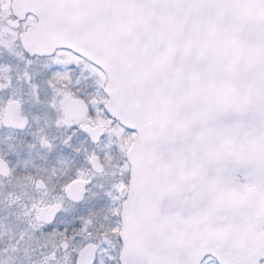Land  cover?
Masks as SVG:
<instances>
[{"label":"snow or ice","instance_id":"obj_1","mask_svg":"<svg viewBox=\"0 0 264 264\" xmlns=\"http://www.w3.org/2000/svg\"><path fill=\"white\" fill-rule=\"evenodd\" d=\"M0 264H264V0H0Z\"/></svg>","mask_w":264,"mask_h":264}]
</instances>
